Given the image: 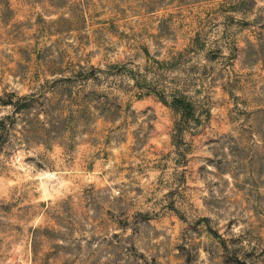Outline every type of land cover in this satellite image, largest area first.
Listing matches in <instances>:
<instances>
[{
	"label": "rangeland",
	"instance_id": "374dc122",
	"mask_svg": "<svg viewBox=\"0 0 264 264\" xmlns=\"http://www.w3.org/2000/svg\"><path fill=\"white\" fill-rule=\"evenodd\" d=\"M0 264H264V0H0Z\"/></svg>",
	"mask_w": 264,
	"mask_h": 264
}]
</instances>
